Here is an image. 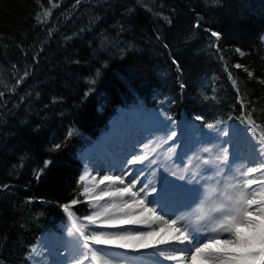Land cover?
Returning <instances> with one entry per match:
<instances>
[{
  "label": "trees",
  "instance_id": "trees-1",
  "mask_svg": "<svg viewBox=\"0 0 264 264\" xmlns=\"http://www.w3.org/2000/svg\"><path fill=\"white\" fill-rule=\"evenodd\" d=\"M263 37L264 0H0V264L93 212L82 155L122 110L264 132Z\"/></svg>",
  "mask_w": 264,
  "mask_h": 264
},
{
  "label": "rangeland",
  "instance_id": "rangeland-1",
  "mask_svg": "<svg viewBox=\"0 0 264 264\" xmlns=\"http://www.w3.org/2000/svg\"><path fill=\"white\" fill-rule=\"evenodd\" d=\"M170 123L155 114H142L136 110L121 111L113 120L109 132L101 136L95 145L87 147L82 156L85 161L84 181L90 201L94 205L90 215L103 214L110 205H120L132 199L130 194L124 197L104 194L127 186L129 173L134 172L137 180L142 181V184L137 183L133 191H138L140 187L146 188V193L138 198L154 197L161 188L168 190L164 202L150 203L147 204L148 207L156 208L165 219L180 217L179 225L186 228L190 234L193 233V229H198L201 233H207L210 238L215 237L216 234L212 233L211 229L215 225L213 217L218 216L219 213H214L210 209L217 208L221 204L227 208L231 203L228 197L234 200L240 192H244L246 196L253 192L264 194V187L259 185L260 173L252 174L251 178L256 179L257 184L251 188H243V183L248 178L241 175L248 167L264 162V157H260L254 150L256 142L247 130L248 125L241 128L232 121L220 122L214 128L207 127L205 132H201L200 129L186 131L184 123L178 124L172 120ZM172 131H175L176 135L168 139ZM225 132L227 135L224 134ZM204 148L210 149V152H205ZM224 148L229 149L227 165L215 161ZM134 155H146L147 160L137 164L125 163ZM204 160L214 163L204 165ZM220 169H223V172ZM106 175H119L125 183L120 184L119 181L100 183ZM152 187L156 192L152 191ZM213 189L215 191H212ZM98 197L103 198L97 199ZM192 197L197 198L196 202L190 203L187 208L183 207ZM68 217V222L60 226V233H46L39 238L31 250L32 264H54L55 261H60L61 264L65 262L74 264L72 257L74 254L79 255L81 250L78 243L79 234L75 233L73 222L81 226L88 235H91L94 228L108 234L120 231V229L100 226L104 219L103 215L96 226L90 225L89 221L76 216L70 210ZM69 228L73 230L72 237L67 234ZM124 230L134 231L135 228L129 227ZM144 230L151 229L144 226ZM199 242L200 239L197 238L195 244ZM195 244L171 243L172 247L182 250L186 254L185 257L194 249ZM165 246L168 245L149 248L144 253H139L133 249L93 245L96 259H91V252H88L90 259L85 261V264H97V261L99 264H146L143 256L152 258L154 253L164 251L162 249ZM57 250L60 251V255L56 254ZM157 261L156 264H159L163 260L159 258ZM182 264H186V260Z\"/></svg>",
  "mask_w": 264,
  "mask_h": 264
},
{
  "label": "snow or ice",
  "instance_id": "snow-or-ice-1",
  "mask_svg": "<svg viewBox=\"0 0 264 264\" xmlns=\"http://www.w3.org/2000/svg\"><path fill=\"white\" fill-rule=\"evenodd\" d=\"M37 19L39 20V17ZM211 35L219 38V34L215 31ZM235 67L240 68L241 65L236 64ZM3 95L4 93L0 92V96ZM196 119L203 118L197 117ZM207 127L212 129L215 125L207 124ZM259 127L255 121H251L247 130L252 134V138L256 142L254 150L260 157H264V132L258 134L254 130ZM224 134L227 135V132ZM175 135V131H172L168 139L175 137ZM225 143H229V141H225ZM56 147L58 148L59 145ZM204 151L210 152V149L204 148ZM228 159L229 149L224 148L221 150V155L215 158V161H218L219 164L227 165ZM145 160H147L146 155H134L131 160L125 163L137 164ZM212 163L214 161H203L204 165ZM205 170L207 171L208 169ZM220 171L223 172V169H220ZM255 173L261 174L259 185L264 187V162H262L257 166L248 167L246 171L241 173L243 177L248 178L244 181L243 188H251L257 184V180L251 178L252 174ZM84 179V176L80 177V180ZM104 181L125 183L124 179L119 175H106L100 183H104ZM137 183L142 184V181L137 180L136 173H129L127 186L120 187L115 192L105 193L104 195L124 197L130 194L132 199L120 205H110L103 214L95 213L84 217L85 220L90 222V225L96 226L97 221L103 215L104 219L100 226L109 229H120V231L108 234L104 231H97L94 228L91 235H88L82 230L81 226H77L73 222L75 233L79 234L80 241L78 243L81 250L79 255H73L74 264H85V261L90 259L88 252H91V259L95 260L96 251L92 248L93 245L141 250L157 248L173 242L181 245L185 244V242L195 244L197 238L200 239V242L195 244L194 249L187 257L182 251L171 255L161 251L159 255L163 260L179 261L185 259L186 264H264V194L253 192L246 196L244 192H240L239 196L234 200L232 197H228L231 203L227 208L221 204L217 208L210 209L214 213H219L218 216L213 217L215 225L211 229V232L215 233L216 236L210 238L207 233H201L198 229H193V233L190 234L186 228L179 225L180 217L165 219V216L159 214L156 208L147 206L150 203L164 202L168 195L166 188H161L159 192H156V189L152 187V191L156 192L154 197L145 196L144 198H138L141 197V194L146 193V188L140 187L138 191H133ZM87 191L88 189L86 188L85 192ZM212 191H215V189ZM102 198L98 197L97 199ZM196 199V197H192L190 202L184 203L183 207L187 208L190 203H195ZM71 203L75 205L77 201L74 199ZM64 210L65 212L68 211L67 206H65ZM70 215L71 213H69ZM144 226L151 230H144ZM129 227H133L135 230H124ZM67 234L69 237L73 236L72 228L67 229ZM56 254L60 255L61 253L57 250ZM54 264H61V262L55 261ZM97 264H99L98 261ZM159 264H163V261H160Z\"/></svg>",
  "mask_w": 264,
  "mask_h": 264
},
{
  "label": "bare ground",
  "instance_id": "bare-ground-1",
  "mask_svg": "<svg viewBox=\"0 0 264 264\" xmlns=\"http://www.w3.org/2000/svg\"><path fill=\"white\" fill-rule=\"evenodd\" d=\"M158 224H159V222H158ZM162 226V225H161ZM187 243V242H186ZM168 246H171V247H168ZM168 246H165V248H163L162 250H164L163 252H165L166 254H168V255H171V254H175V253H178V252H181V251H179V249H176L177 247H172V245L170 244V245H168ZM145 250H147V249H141V250H135V252L136 251H138L139 253H144L145 252ZM161 251V250H160ZM183 252V251H182ZM184 253V252H183ZM185 256H186V254H185ZM144 257V260H145V262H146V264H156V263H158V259L159 258H161L162 260H163V258L162 257H160V255H159V252H157V253H154L153 255H152V258H154V259H152V258H150L151 256H143ZM164 262L163 263H167V264H170V263H173V262H175L176 264H182V263H184L185 262V259H181V260H179V261H172V260H163Z\"/></svg>",
  "mask_w": 264,
  "mask_h": 264
}]
</instances>
